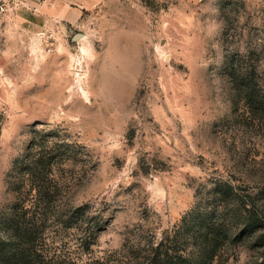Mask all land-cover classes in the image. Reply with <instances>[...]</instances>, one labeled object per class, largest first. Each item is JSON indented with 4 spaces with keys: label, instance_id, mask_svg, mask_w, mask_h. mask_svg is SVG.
<instances>
[{
    "label": "rangeland",
    "instance_id": "1",
    "mask_svg": "<svg viewBox=\"0 0 264 264\" xmlns=\"http://www.w3.org/2000/svg\"><path fill=\"white\" fill-rule=\"evenodd\" d=\"M50 33L0 51V217L33 145L58 155L54 264H149L179 227L193 257L201 218L240 234L207 264H264V112L235 101L228 68L264 90V0H109Z\"/></svg>",
    "mask_w": 264,
    "mask_h": 264
},
{
    "label": "trees",
    "instance_id": "2",
    "mask_svg": "<svg viewBox=\"0 0 264 264\" xmlns=\"http://www.w3.org/2000/svg\"><path fill=\"white\" fill-rule=\"evenodd\" d=\"M235 101L250 99L246 112H264V90L255 79L256 67L243 69L231 59L228 64ZM249 108V109H248ZM248 110V111H247ZM58 155L51 151H38L31 146L27 154L16 164L15 174L10 180V189L15 199L11 212L0 217V264H54L52 258L45 253L40 245L46 238L45 231L48 223L55 220L61 213L58 203V179L54 168ZM73 212L81 207L72 206ZM250 207L243 208L235 217H247L249 220ZM64 221H73L75 215L64 214ZM200 227V251L196 256H189L184 248L172 245L178 239L179 227L172 236L162 238L152 246L149 253V264H207L215 261L221 254V249L229 239H237L236 231L225 224V220H206ZM244 220V218H243ZM75 222V221H74ZM243 228L255 233L259 223H250ZM4 232L8 233L7 238ZM40 245V246H39Z\"/></svg>",
    "mask_w": 264,
    "mask_h": 264
},
{
    "label": "crops",
    "instance_id": "3",
    "mask_svg": "<svg viewBox=\"0 0 264 264\" xmlns=\"http://www.w3.org/2000/svg\"><path fill=\"white\" fill-rule=\"evenodd\" d=\"M7 1L10 0H0V3L6 4ZM11 1L14 3V9L0 11V51L2 52L20 51L24 36H32L34 33L51 32L54 35L64 32L67 26L79 22L85 12L109 2V0ZM12 44L17 47H11Z\"/></svg>",
    "mask_w": 264,
    "mask_h": 264
},
{
    "label": "built area",
    "instance_id": "4",
    "mask_svg": "<svg viewBox=\"0 0 264 264\" xmlns=\"http://www.w3.org/2000/svg\"><path fill=\"white\" fill-rule=\"evenodd\" d=\"M6 10V4L5 3H0V11ZM49 36H52V33H50Z\"/></svg>",
    "mask_w": 264,
    "mask_h": 264
},
{
    "label": "water",
    "instance_id": "5",
    "mask_svg": "<svg viewBox=\"0 0 264 264\" xmlns=\"http://www.w3.org/2000/svg\"><path fill=\"white\" fill-rule=\"evenodd\" d=\"M79 35H80V34H76L75 37L77 38V37H79Z\"/></svg>",
    "mask_w": 264,
    "mask_h": 264
}]
</instances>
